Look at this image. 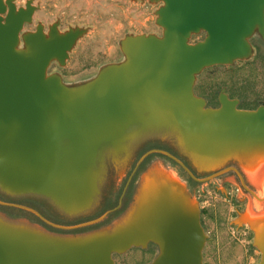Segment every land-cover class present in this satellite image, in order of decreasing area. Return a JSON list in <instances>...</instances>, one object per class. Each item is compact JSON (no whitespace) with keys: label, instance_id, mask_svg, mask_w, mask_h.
I'll return each instance as SVG.
<instances>
[{"label":"water","instance_id":"1","mask_svg":"<svg viewBox=\"0 0 264 264\" xmlns=\"http://www.w3.org/2000/svg\"><path fill=\"white\" fill-rule=\"evenodd\" d=\"M147 1L162 4L155 21L162 35L126 37L122 63L68 86L48 69L53 62L66 64L85 31L60 33L54 24L47 34L41 26L22 34L32 23V2L18 8L13 0H0L2 195L40 199L64 216L84 214L97 204L107 163L125 162L150 139L169 140L190 164L264 162V105L239 110L222 95L220 107L212 109L193 93L205 69L252 56L249 40L255 33L264 39V0ZM201 33L204 39L191 44ZM153 155L165 156L201 181L162 150L145 153L135 170ZM160 168L153 164L143 171L133 202L109 227L55 233L0 213V264H114V255L149 245L158 249L151 264H205L200 208L183 184ZM0 205L27 211L60 232L79 229L51 224L26 207ZM256 241L254 235L258 264H264V239Z\"/></svg>","mask_w":264,"mask_h":264},{"label":"rangeland","instance_id":"2","mask_svg":"<svg viewBox=\"0 0 264 264\" xmlns=\"http://www.w3.org/2000/svg\"><path fill=\"white\" fill-rule=\"evenodd\" d=\"M28 1L32 2L35 12L32 23L24 27L22 34L34 32L37 26H41L47 34L54 24L60 33L71 29L85 31L69 53L66 64L60 66L53 62L48 69L49 75L59 76L68 86L85 84L105 67L122 63L125 58L121 42L126 37L162 35V30L155 23L156 11L161 3L147 0H14V3L18 8H24ZM204 37L203 33L194 35L190 43L200 42ZM251 42L257 49H253L252 56L247 61L231 66H214L196 77L193 89L198 95L207 98L208 108L217 109L215 97L224 87L230 86H242L246 89L240 103L242 110L253 111L264 105L259 103L264 101V45L256 37ZM230 93L236 95L233 91ZM151 150L170 153L201 181L191 179L178 164L162 155L149 157L135 170L140 158ZM153 164L173 172L198 204L203 214L201 225L207 237L203 249L205 264L259 263L260 252L254 244L255 233L246 223L240 222L250 201L255 198L243 188L232 169L240 173L245 186L257 195L256 189L247 181L242 167L229 161L214 170H196L166 139L142 142L132 150L125 162L107 163L97 204L78 216H64L40 199L13 198L0 193L2 203L32 209L51 224L69 228L79 226L77 230H54L44 225L35 215L15 207L0 205V213L55 233L82 234L109 227L129 208L143 171ZM110 211L113 212L101 222L87 225ZM157 254V247L149 245L145 249L132 248L125 254L114 255L113 260L114 264H151Z\"/></svg>","mask_w":264,"mask_h":264},{"label":"bare ground","instance_id":"3","mask_svg":"<svg viewBox=\"0 0 264 264\" xmlns=\"http://www.w3.org/2000/svg\"><path fill=\"white\" fill-rule=\"evenodd\" d=\"M127 154L128 153H126V156ZM117 160L118 159L116 158L115 161L117 162ZM225 160L226 159H222L217 162L192 160V164L199 171H210L224 164ZM240 165L247 181L256 189V196L259 199L255 198V200L250 201L248 210L241 218L240 222L244 224L246 223L251 230L254 231L257 238L256 244H259V242H262L264 239V162L246 164L243 161H240ZM160 169L163 172H166L171 180L179 181L173 172L162 168Z\"/></svg>","mask_w":264,"mask_h":264},{"label":"flooded vegetation","instance_id":"4","mask_svg":"<svg viewBox=\"0 0 264 264\" xmlns=\"http://www.w3.org/2000/svg\"><path fill=\"white\" fill-rule=\"evenodd\" d=\"M13 1H14V0H13ZM255 37L258 38L259 40H261V43H263V45H264V39H263L258 33H255V34L253 35V37L249 40L250 45L252 46V49H254V50H256L257 48H255V46L252 44L251 40L254 39ZM262 59L264 60V54H263V56H262ZM245 61H247V60L239 61V62L241 63V62H245ZM239 62H236V63H239ZM223 90H224V91H223ZM229 90H230V91H233L236 95H231V93H230ZM193 93H194V95H195L196 97L203 99V100L206 102V105H208L209 102L207 101V98H204L203 96L198 95V94L194 91V89H193ZM244 93H246V89L243 88L242 86H241V87H238V88H236L235 86H234V87H231V86H230V87H224V88L220 91V93L215 97V100H217V103H218L217 108L220 107V104H219V98H220L222 95H224V96H226L230 101H236V102L238 103V105H237V109L242 110V109L240 108V103L242 102V98L244 97V96H243ZM259 103L264 104V101H259ZM201 216H203L202 212H201ZM201 216H200V218H201ZM201 222H202V221H201Z\"/></svg>","mask_w":264,"mask_h":264}]
</instances>
